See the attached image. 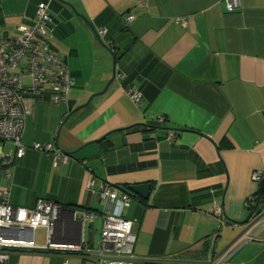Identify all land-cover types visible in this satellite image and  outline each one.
I'll list each match as a JSON object with an SVG mask.
<instances>
[{
    "label": "crops",
    "instance_id": "obj_1",
    "mask_svg": "<svg viewBox=\"0 0 264 264\" xmlns=\"http://www.w3.org/2000/svg\"><path fill=\"white\" fill-rule=\"evenodd\" d=\"M40 3L51 17L50 50L73 85L67 105L51 102L48 85L25 96L27 150L16 160L14 147L0 143L14 162H0V189L15 207L61 206L54 238L81 252L14 251L7 264H104L96 249L106 206L87 189L89 176L95 189L102 183L136 197L110 210L131 222L135 257L264 264V209L248 224L229 221L246 218L258 188L251 176L264 173V0H240L232 12L223 0H0V35L30 26ZM95 28L106 29L102 44ZM113 61L114 79L99 94ZM132 84L138 106L126 93ZM34 143L51 144L69 162L53 166ZM142 184L150 185L147 200L127 190ZM46 233L34 231L37 246Z\"/></svg>",
    "mask_w": 264,
    "mask_h": 264
},
{
    "label": "built area",
    "instance_id": "obj_2",
    "mask_svg": "<svg viewBox=\"0 0 264 264\" xmlns=\"http://www.w3.org/2000/svg\"><path fill=\"white\" fill-rule=\"evenodd\" d=\"M227 12L239 8L240 0H223ZM134 16L127 18L128 24ZM51 17L48 5L40 3L36 6L34 18L30 26H19L14 34L0 35V143L6 142L14 147V158L20 159L27 150L21 143V135L27 115L25 97L42 92L45 85L51 91V102L68 104V92L73 82L62 59L50 50V40L53 35L49 27ZM91 32L101 40L106 34L105 28H95ZM109 45V44H108ZM107 45V46H108ZM108 48V47H107ZM21 77L30 80L28 86H23ZM131 101L139 105L141 93L139 86L132 84L126 91ZM32 150L49 156L53 166L65 165L69 157L55 150L51 144L34 143ZM3 166L14 165L8 157L0 155ZM264 173L254 172L251 176L254 182H260ZM87 189L96 193L104 201L106 210L102 215V227L97 243L96 256L104 264H169L151 259H141L133 254L135 236L131 231V222L115 217L110 210L114 204L127 206L133 199L126 190L112 188L100 183L95 189L94 179L89 176ZM9 189H0V263L7 264L9 255L14 251L39 252H81L80 244L61 243L55 240L54 227L63 212L61 206L46 200H37L30 209L15 207L9 204ZM253 198L247 202L253 205ZM213 215L221 217V208L213 207ZM82 220L92 216L81 213ZM264 220V215L262 216ZM223 223V221L221 220ZM45 228L46 241L37 246L34 243V231ZM246 241L251 237L244 236ZM174 264V263H172ZM203 264V263H202ZM204 264H225V259L208 256Z\"/></svg>",
    "mask_w": 264,
    "mask_h": 264
},
{
    "label": "water",
    "instance_id": "obj_3",
    "mask_svg": "<svg viewBox=\"0 0 264 264\" xmlns=\"http://www.w3.org/2000/svg\"><path fill=\"white\" fill-rule=\"evenodd\" d=\"M63 3H65V2H63ZM65 4H67V3H65ZM67 5L70 6L69 4H67ZM97 40L102 44V42L99 38H97ZM114 75H115V69H114V61H113L112 78L109 80V82L105 86L104 90L102 92H100L99 94L103 93L106 90L107 86L113 81ZM99 94H96V95H99ZM106 136H104L103 138H105ZM127 190L129 192H131L132 194H134L135 196H138L139 198H141L143 200H147L148 196H149L150 185L142 184V185L129 186L127 188ZM263 196H264V175H263L262 179L260 180V182H258L256 203L254 204L252 211H250L248 213V215L246 216V218L241 222H234L232 220H229V221L231 223H234V224L240 225V226L250 223L252 217H254L255 215L258 216L261 214V213L257 214L255 212H256L258 205L261 202V198ZM263 215H264V212H263V214L260 215V218H262ZM254 224H255V222H251V225H254Z\"/></svg>",
    "mask_w": 264,
    "mask_h": 264
},
{
    "label": "trees",
    "instance_id": "obj_4",
    "mask_svg": "<svg viewBox=\"0 0 264 264\" xmlns=\"http://www.w3.org/2000/svg\"><path fill=\"white\" fill-rule=\"evenodd\" d=\"M49 27L52 28V30H53L52 22L50 23ZM65 65H66V64H65ZM66 67H67V66H66ZM50 92H51V91H50ZM50 100H51V94H50ZM147 127H148V126H147ZM154 127H155V126H154V124H153V125H149L148 128H149V129H150V128L152 129V128H154ZM120 189H121V190H124V189H122V188H120ZM130 196H131V198H133V199L136 198V197H134V196L131 195V194H130ZM256 198H257V196L254 197V203H256ZM141 202H142V203H145V202H143V201H141ZM263 202H264V196L261 198V202H260V203H261V206H260V207H261L262 209L257 208V210H256L255 213L259 214V213H261V210L264 209V203H263ZM253 207H254V206H252V205L249 206L248 211H249V212L252 211ZM255 213H254V214H255Z\"/></svg>",
    "mask_w": 264,
    "mask_h": 264
}]
</instances>
